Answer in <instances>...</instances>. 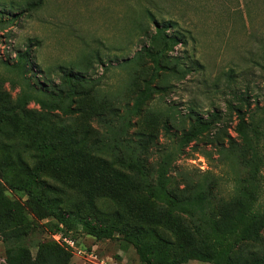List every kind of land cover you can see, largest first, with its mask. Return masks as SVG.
<instances>
[{
	"label": "rangeland",
	"instance_id": "374dc122",
	"mask_svg": "<svg viewBox=\"0 0 264 264\" xmlns=\"http://www.w3.org/2000/svg\"><path fill=\"white\" fill-rule=\"evenodd\" d=\"M158 29L164 32L155 39ZM171 38L177 43L171 44ZM24 50L28 57L20 74L16 55ZM146 53L157 59L156 67ZM69 72L83 81H64ZM149 81L154 90L132 117L128 138L150 142L139 155L150 178L164 148L189 129L194 119L190 110L203 121L213 111L224 115L215 122L220 128L214 126L191 141L168 173V191L177 197L212 176L217 186L209 208L215 211L228 196L232 178L246 176L250 158L233 132L236 114L228 110L227 102L246 109L247 128L264 134V0H0V110L14 105L25 84L30 90L46 89L59 106L48 114L29 102L23 111H15L13 119L20 125L41 121L114 165L112 152L100 150L107 135L99 120L114 123L115 115L130 107ZM233 96L244 98L249 106ZM165 121L169 136L162 128ZM256 137L264 153V135L258 132ZM18 155L32 165L19 138L0 144V160L13 163ZM262 162L264 192V157ZM7 174L14 180L12 171ZM45 178L57 186L54 179ZM4 186L8 198L24 200L20 191ZM66 193V200L74 199L72 191ZM132 203L154 217L160 236L174 241L177 229L190 233L183 216H168L161 205L140 195L132 196ZM93 205L97 214L117 208L108 199H97ZM29 220L24 244L34 260L40 245L56 244L70 255L69 264H90V252L98 259L140 264L133 248L117 237L96 240L80 230L64 237L50 233L49 219ZM15 228L0 214V264H5L2 239ZM58 235L72 239L82 253H73ZM263 252L264 230L257 242L241 243L236 256L247 261ZM36 264L54 263L44 251Z\"/></svg>",
	"mask_w": 264,
	"mask_h": 264
},
{
	"label": "trees",
	"instance_id": "16d2710c",
	"mask_svg": "<svg viewBox=\"0 0 264 264\" xmlns=\"http://www.w3.org/2000/svg\"><path fill=\"white\" fill-rule=\"evenodd\" d=\"M164 31L156 32V38ZM171 44L177 41L169 39ZM153 66L157 59L149 53ZM18 72L28 57V51L17 53ZM66 82L82 78L71 72L63 75ZM151 81V80H150ZM147 82L137 93L130 107L116 114L115 122L99 120L107 135V142L100 150L112 152L114 168L105 160L85 152L73 138L65 136L60 130L41 121L30 122L25 126L14 120L15 111H23L29 102H34L41 110L50 114L59 106L51 99V94L43 88L30 90L21 86L11 108L0 110V144L13 138H19L23 152L33 159L31 166L19 155L13 163L0 160V214L7 223L16 228L3 237L5 264H36L39 255L46 251L52 263L69 264L70 255L56 244L40 245L36 259H32L28 246L24 244L25 231L32 218L37 221L51 220V234L61 232L64 237L69 233L81 231L96 240H111L117 237L123 244L133 248L140 264H187L197 261L207 264H264V252L251 260H240L236 251L241 243L257 242L264 230V192L261 184L263 166L259 139L255 137L261 131L248 129L246 109L234 107L227 102V108L236 114L233 132L243 146L250 151L245 177L232 178V188L228 196L213 211L209 208L211 191L217 186L212 176L203 177L186 196L177 197L168 191V173L171 165L191 141L203 132L213 128L223 114L212 112L208 121L191 110L193 121L189 129L181 131L178 140H172L164 148L155 171L150 178L140 158L150 142H134L128 138L132 117L151 97L154 90ZM235 98V96H233ZM239 104L248 107L244 98H235ZM264 125V114L261 120ZM169 136V125H162ZM219 129L220 127H216ZM254 136V137H253ZM7 171L14 173V180ZM49 176L57 186L46 181ZM20 191L22 202L12 200L5 195V186ZM66 189L74 193L73 200H66ZM146 197L164 208L166 215L183 216L189 225L190 233L177 229L174 241L160 236L153 226L154 217L132 203V196ZM108 199L117 208L109 213L97 214L94 201ZM56 251V253L54 252Z\"/></svg>",
	"mask_w": 264,
	"mask_h": 264
},
{
	"label": "built area",
	"instance_id": "2783aa9c",
	"mask_svg": "<svg viewBox=\"0 0 264 264\" xmlns=\"http://www.w3.org/2000/svg\"><path fill=\"white\" fill-rule=\"evenodd\" d=\"M58 237H61L62 242L65 244V246L70 249L73 253L75 254H81L82 251L79 250L76 246H75V242L72 239L69 238H64L61 235H58ZM88 259H90V264H125L122 260L120 261H116V260H112V259H98L93 252H90L88 254Z\"/></svg>",
	"mask_w": 264,
	"mask_h": 264
}]
</instances>
